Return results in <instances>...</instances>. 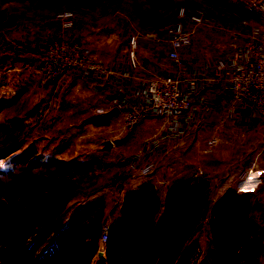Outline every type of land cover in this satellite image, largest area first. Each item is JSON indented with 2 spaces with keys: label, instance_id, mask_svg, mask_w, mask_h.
Here are the masks:
<instances>
[{
  "label": "rangeland",
  "instance_id": "obj_1",
  "mask_svg": "<svg viewBox=\"0 0 264 264\" xmlns=\"http://www.w3.org/2000/svg\"><path fill=\"white\" fill-rule=\"evenodd\" d=\"M56 2L59 7L82 6L86 10L83 15L89 16L101 26L99 30L105 35L103 48L90 46L85 51L98 60V57L110 53H123L126 58L129 37L134 33L154 34L160 38L161 45L157 51L160 56H164L170 46L171 30L181 21L186 29L194 32V40H204L199 34L195 35L198 29L196 15L201 13L215 18L219 24L217 34L208 37L214 41L213 53L216 55L225 53L234 28L257 26L264 29V14L252 10L248 0ZM126 9L131 12L129 16L124 14ZM181 10L185 12V19L180 18ZM191 50V47L182 50V61L191 54ZM204 51L200 49L199 53ZM216 112L220 111L211 108L199 124L194 125L172 148L156 158L154 172L148 176L135 171L129 165V160L140 150L142 141L159 130L161 120L153 116L145 120L148 124L144 129L140 124L145 121L129 126L123 112L109 113L104 116L108 118L107 125L93 128L94 124L89 123V119L98 115L77 107L70 124L54 130L45 140L36 143L25 139V125H29L15 118L10 124H0V149L20 141L22 148L34 145L38 155H54L67 161L85 163L63 174L58 173L53 166H39L30 177L63 176L76 186L72 196L61 198L49 207L64 220L75 216V231L71 238L74 241L67 239L64 244V247L69 248L72 243L76 254L72 264H78L89 255L88 264H107V243L110 238L120 239L126 220L131 218L135 207L142 203L141 207L145 210L143 217H153L175 180H203L206 185L205 194L214 189L222 196L211 206L207 217L198 222L179 259H184L188 253L184 264H207L216 249L215 235L224 225V218L218 217L215 212H229L235 206V202L228 196L236 193L247 195L250 210L253 206L264 215V119L242 115L223 121ZM212 121L215 124H211ZM213 135L220 139L221 151L211 152L206 149L205 142ZM104 136L114 142V148L109 152L103 151L99 143ZM95 144L99 148H94ZM9 159L0 160L2 182L14 179L22 169V165L11 164ZM249 165L254 166V172L246 182L241 183L238 180L239 169ZM223 195L227 197L225 202ZM105 227H108L106 240L102 238ZM171 257L170 250L165 249L159 252L154 264H176Z\"/></svg>",
  "mask_w": 264,
  "mask_h": 264
},
{
  "label": "trees",
  "instance_id": "obj_2",
  "mask_svg": "<svg viewBox=\"0 0 264 264\" xmlns=\"http://www.w3.org/2000/svg\"><path fill=\"white\" fill-rule=\"evenodd\" d=\"M210 93V98L216 96V92ZM212 108L221 113L225 110L224 106ZM107 121V117L100 115L89 119L97 127L107 125ZM53 156L36 154L34 145L22 148L20 141L0 149V160L10 158L11 164L22 165L14 179L0 180V264L73 263L76 254L72 243L69 248L64 244L75 231V216L64 220L49 207L72 196L76 186L63 176L30 177L39 166H53L63 174L85 163ZM205 187L203 180H175L156 214L147 219L139 202L126 220L120 239H109L107 264H154L159 252L165 249L170 250L176 264H184L189 255L179 259L180 253L198 222L207 217L211 206L222 196L214 189L205 194ZM228 197L235 206L229 212H215L224 218V225L215 235L216 249L207 264H264V226L250 216L248 196L236 193ZM90 257L80 259L78 264H88Z\"/></svg>",
  "mask_w": 264,
  "mask_h": 264
},
{
  "label": "built area",
  "instance_id": "obj_3",
  "mask_svg": "<svg viewBox=\"0 0 264 264\" xmlns=\"http://www.w3.org/2000/svg\"><path fill=\"white\" fill-rule=\"evenodd\" d=\"M248 2L252 10L264 14V0ZM124 14L129 16L131 12L126 9ZM51 16L62 30L74 27L76 13L72 9H55ZM185 17L181 10L180 18ZM196 24L195 35L204 39L219 31L217 20L206 14H197ZM171 33L169 49L161 59L162 74L137 85L133 91L135 97L129 99L127 96L129 106L123 111L129 126L152 116L161 120L159 130L144 139L140 150L129 160V165L144 176L154 172L158 155L181 140L214 105L224 106L223 121L242 115L264 119V29L257 26L234 28L228 43L229 54L217 58L213 65L206 58L200 59L187 77L182 72L181 54L184 48L193 46L194 32L186 29L181 21ZM143 42L156 48L161 45V39L154 34H132L128 42L129 68L120 70L105 65L67 38L57 37L45 45L38 73L43 83H57L67 77L84 75L108 84L130 79L133 70L139 67ZM210 92H216V96L208 97ZM205 143L208 151L222 150V143L216 135ZM253 172V165L239 170L238 180L246 182ZM102 238H108V227H105Z\"/></svg>",
  "mask_w": 264,
  "mask_h": 264
},
{
  "label": "crops",
  "instance_id": "obj_4",
  "mask_svg": "<svg viewBox=\"0 0 264 264\" xmlns=\"http://www.w3.org/2000/svg\"><path fill=\"white\" fill-rule=\"evenodd\" d=\"M57 4L56 0H0V12L3 13L0 18V124H10L15 118L28 124L27 127L25 125V139L33 143L45 140L54 130L70 124L77 107L100 116L123 112L129 106V99L135 97L133 91L137 85L162 74L161 59L167 54L160 56L156 47L143 42L139 53V67L133 70L130 79L108 84L84 75L67 77L57 83H43L38 65L44 47L51 39L67 38L85 51L90 46L103 48L105 40V35L99 30L101 26L89 16L83 15L86 10L82 6L59 7ZM59 8L75 11L76 20L72 29L62 30L51 16V12ZM213 44L211 38L194 40L191 54L183 59L184 77L190 75L200 59L206 58L213 65L217 58L229 54V44L222 55L213 53ZM200 49L205 51L199 53ZM123 56V53H110L98 58L111 68L125 70L129 68V58ZM207 95L209 97L212 93ZM115 110L118 112L112 113ZM207 112L210 113V110ZM216 113L220 117L224 116V112ZM235 118L237 116L225 121ZM201 119L197 120L196 125ZM147 124L145 121L140 125L146 129ZM211 124L215 122L212 121ZM93 128L96 126L93 125ZM86 130L89 131L90 128ZM105 139L111 140L104 136L99 143L102 144ZM95 145L94 148H99ZM250 216L264 226V215L253 206Z\"/></svg>",
  "mask_w": 264,
  "mask_h": 264
},
{
  "label": "water",
  "instance_id": "obj_5",
  "mask_svg": "<svg viewBox=\"0 0 264 264\" xmlns=\"http://www.w3.org/2000/svg\"><path fill=\"white\" fill-rule=\"evenodd\" d=\"M116 112H118V111L115 110V111L112 112V113H116ZM113 148H114V142H113L112 140H110V139H105V140L102 141V150H103V151H107V152H109V151H111Z\"/></svg>",
  "mask_w": 264,
  "mask_h": 264
}]
</instances>
